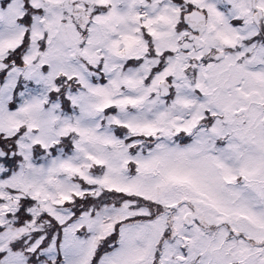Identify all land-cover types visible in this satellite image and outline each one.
Wrapping results in <instances>:
<instances>
[{
  "label": "snow or ice",
  "instance_id": "6c2138e0",
  "mask_svg": "<svg viewBox=\"0 0 264 264\" xmlns=\"http://www.w3.org/2000/svg\"><path fill=\"white\" fill-rule=\"evenodd\" d=\"M0 264H264V0H0Z\"/></svg>",
  "mask_w": 264,
  "mask_h": 264
}]
</instances>
